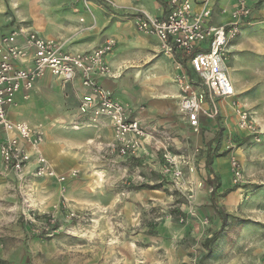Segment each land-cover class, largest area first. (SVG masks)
<instances>
[{"label":"rangeland","instance_id":"rangeland-1","mask_svg":"<svg viewBox=\"0 0 264 264\" xmlns=\"http://www.w3.org/2000/svg\"><path fill=\"white\" fill-rule=\"evenodd\" d=\"M158 1L3 0L9 26L33 28L68 49L113 38L112 87H105L159 142L119 157L107 150L113 137L104 127L87 126L76 129H88L86 145L65 147L70 167L52 164L63 180L15 178L0 163L1 264H264V0H248L252 15L228 47L232 100L212 95L188 58L165 53L138 28L135 16ZM233 1L213 0L212 20L227 22L221 13ZM182 70L203 92L197 124L184 104ZM69 85L54 81L52 103L15 114L41 126L45 142L50 134L63 144L80 136L71 133L79 126ZM238 105L252 127L241 125Z\"/></svg>","mask_w":264,"mask_h":264},{"label":"built area","instance_id":"built-area-1","mask_svg":"<svg viewBox=\"0 0 264 264\" xmlns=\"http://www.w3.org/2000/svg\"><path fill=\"white\" fill-rule=\"evenodd\" d=\"M2 4L0 0V8ZM194 4L195 0H165L164 16L143 12L135 16V23L141 31L155 35L165 53L188 58L212 95L232 100L237 90L227 65L228 47L251 17L252 7L248 0H236L229 11V21L221 24L211 23V0H203L197 10ZM11 28L0 35V156L5 171L20 179L29 174L65 179V175L53 171L41 150L45 140L43 128L13 119L10 112L17 94L32 90L47 75L64 85L81 80V118L86 126L111 128L113 138L106 144L110 153L136 156L150 140L159 142L138 116H132L120 96L101 84L102 78L113 75L108 57L116 46L113 38H106L93 49L74 52L65 42L45 38L33 28ZM182 71L181 87L190 92L189 96L185 94L184 104L197 124L198 96L203 92L195 91L191 78ZM236 109L241 125L252 127L248 112L239 105Z\"/></svg>","mask_w":264,"mask_h":264},{"label":"crops","instance_id":"crops-1","mask_svg":"<svg viewBox=\"0 0 264 264\" xmlns=\"http://www.w3.org/2000/svg\"><path fill=\"white\" fill-rule=\"evenodd\" d=\"M162 1H158L157 2V5L155 6L157 8L156 10L154 9V10H150L149 11L152 15H155V16H164L165 15V12H166L167 8H165V6H166L165 5V0H162ZM202 1L203 0H195L194 7H195L196 10L201 8ZM234 2H235V0L233 1V3ZM233 3L231 4V7L224 8L222 13H221L222 16L226 15V17L228 18V21H229V18H230V14H228V13L231 10V8L233 7L232 6ZM210 6L212 7V10L214 12L213 0H211V5ZM76 17H78V16H74L73 18H76ZM212 17H213V13H212ZM211 23H219V22H214L212 20V18H211ZM225 23H227V22H225ZM11 27H13V26H11V25L9 26L7 19H5V16L2 17L0 15V35L9 32L12 29ZM44 37H46V36H44ZM47 38H51V37H47ZM70 50L74 51V52H78V51L82 52V51H84V48H83V46H75V47H71L70 46ZM108 57H109V55H108ZM109 58H110L109 59V61H110L111 57H109ZM54 81H58V80L55 77H52L51 75H47V76L39 79L32 90H30V91H24V90L20 91V93H18L16 98H15L14 105L12 107H10L11 108L10 109L11 117L13 119H16V120H26L24 118L23 119L19 118V116L15 115V114H19L20 112H22V114H23V113L26 112V109H28V110H30V109L36 110V108H39L42 105L44 106L46 104L48 105V104L52 103V98L50 96L51 95L50 93L53 92L52 90H53L54 86H52V83H54ZM101 84H103L106 87H112L111 79L106 78V77L101 79ZM70 85L72 86V90H73V99L77 100V107L74 110V120L76 118L75 121L77 122L79 127H75V129L71 130V133L72 132L76 133L77 132L76 129L86 128L89 125L86 126L84 124L85 123L84 119L81 118L82 116L80 115V112H79V106H78L79 105V100H80V97H81L82 93L84 92V90L82 88V85H81V80L80 79H76L75 81L70 83ZM36 102H37L38 105H36ZM41 112L43 113L42 110H41ZM55 119L60 121V120H63L64 118L60 115V116H56ZM29 120H30V118H29ZM26 121L30 124V122L28 120H26ZM45 121H40V122L44 123ZM102 127H104L103 128L104 129L103 130L104 133L105 134L107 133L108 136L111 137L112 136L111 128L109 126H106V125H103ZM89 129H91V130L93 129L95 131L94 127H91ZM44 132H45V130H44ZM59 132L60 131H58L56 133V136H58L57 134H59ZM87 132H88V129H87ZM68 133H70V132H68ZM77 133L80 134V136L78 138H76V137H75L76 139H74V138H72V139L71 138L70 139L66 138V139L63 140L64 142H66L65 144H63V142H60L62 140L58 139L59 136L58 137L55 136L56 137L55 138L56 139L55 143H54V141H52L54 139L53 135L50 134V135H48V137H46L47 140H46V142L44 140V142H43V144L41 146V150H42L43 154L47 157V159L50 161L51 165L53 163H58L59 162V165H58L59 168H60V165L62 166V168L70 167L69 165H70V163L72 161L71 160L72 154L70 152H68L67 150H65L66 149L65 147H72V145H75V144L76 145H80V144L86 145L87 144L86 143L87 140L83 137L84 135H81V134H86V133H84V132L82 133L80 131L77 132ZM60 136L64 137L62 135H60ZM74 152L72 151V153H74ZM0 163H1V170H2L3 169V163H2L1 156H0ZM11 175L14 176L15 178H17L15 173L12 172Z\"/></svg>","mask_w":264,"mask_h":264},{"label":"trees","instance_id":"trees-1","mask_svg":"<svg viewBox=\"0 0 264 264\" xmlns=\"http://www.w3.org/2000/svg\"><path fill=\"white\" fill-rule=\"evenodd\" d=\"M217 135H218V133H217ZM208 148H209V145H208ZM211 162H212V155H211L210 152H208L207 159H206V163H207L208 166H210V165H211ZM211 199H213L215 209L219 208V207H217V205H216L217 203H216V200L214 199V194H213V196H212ZM218 212H219V211H218ZM220 215H221V214H220ZM218 236H219V231L216 232V233L214 234V236H213L211 239H209V240L213 241V240H215Z\"/></svg>","mask_w":264,"mask_h":264}]
</instances>
